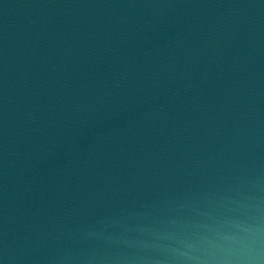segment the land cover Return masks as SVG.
Wrapping results in <instances>:
<instances>
[{"label": "water", "instance_id": "water-1", "mask_svg": "<svg viewBox=\"0 0 264 264\" xmlns=\"http://www.w3.org/2000/svg\"><path fill=\"white\" fill-rule=\"evenodd\" d=\"M0 264H264V0H0Z\"/></svg>", "mask_w": 264, "mask_h": 264}]
</instances>
